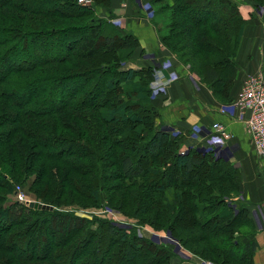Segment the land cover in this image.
Masks as SVG:
<instances>
[{
	"label": "trees",
	"instance_id": "16d2710c",
	"mask_svg": "<svg viewBox=\"0 0 264 264\" xmlns=\"http://www.w3.org/2000/svg\"><path fill=\"white\" fill-rule=\"evenodd\" d=\"M79 1L0 0V252L10 256L7 261L1 257L0 264H171L175 256L173 244L146 238L132 228L110 222L93 225L66 212L34 210L11 201L10 180L18 183L20 177L34 175L33 192L46 206L63 207L66 198L75 194L96 202L107 191L109 207L120 216L136 218L154 234L166 232L190 255L215 264H253L256 231L246 206L235 200L240 192L238 168L210 150L191 147L182 152L180 137L172 138L156 128L158 112L150 89L155 68H123L139 47L138 39L96 17L102 8L110 13V0H89L95 6ZM162 1L149 3L156 7ZM249 1L264 6V0ZM167 4L153 15L166 9L171 14L170 33L163 35V28H157L161 44L189 64L216 98L230 104L235 55L244 29L237 2L174 0L171 7ZM189 11L198 18L188 28L187 39L194 49L191 54L203 58L196 67L180 55L185 42L179 41V48L172 36L174 20L179 35L183 15ZM217 12L229 19L213 18ZM39 41L43 49L31 46L28 56L29 45ZM73 58L88 65L76 62L84 74L76 80L71 79L75 73L65 75V66L71 67ZM8 62L13 65L6 69ZM41 71L45 76L31 77ZM68 83L75 86L60 105L46 108L52 103L54 87ZM100 93V101L93 102L92 97ZM18 95L23 97L16 100ZM96 123L109 127L108 133L125 135L113 141L128 147V153L119 155L112 165L113 175L102 172L103 166L95 162L100 155H108L104 147L108 136L102 128L100 133L95 131ZM133 126L137 127L132 130ZM93 135L100 148L92 145ZM145 152H151L148 169L135 166L134 161ZM48 163L59 165L58 174L67 172L63 179L50 175ZM84 175L91 177V186L79 180ZM112 180L124 192L119 200L107 188ZM180 218L194 228L189 236L179 225ZM42 230L49 236L41 235Z\"/></svg>",
	"mask_w": 264,
	"mask_h": 264
},
{
	"label": "crops",
	"instance_id": "0c3cea01",
	"mask_svg": "<svg viewBox=\"0 0 264 264\" xmlns=\"http://www.w3.org/2000/svg\"><path fill=\"white\" fill-rule=\"evenodd\" d=\"M137 1L110 0V13L100 9L97 16L106 18L114 28L119 22L113 20L121 17L125 24L128 22V27L122 22L118 29L133 31L137 35L139 47L125 69L155 68L150 89L151 103L158 112L156 128L167 131L172 138L180 137L178 143L182 152L191 147L210 150L238 168L240 192L235 200L246 206L256 231L254 240L257 248L252 256L253 264H264V159L257 157L243 124L235 117L219 113L226 104L215 97L212 89L200 80L189 64L182 63L161 44L160 31L154 27L153 21H148L151 8L148 0H140L141 6ZM235 1L244 29L235 55L236 76L229 94L231 99L247 76L264 71V6L256 7L249 0ZM214 123L222 124L234 138L218 139L211 130ZM152 238L158 240L159 236Z\"/></svg>",
	"mask_w": 264,
	"mask_h": 264
},
{
	"label": "rangeland",
	"instance_id": "374dc122",
	"mask_svg": "<svg viewBox=\"0 0 264 264\" xmlns=\"http://www.w3.org/2000/svg\"><path fill=\"white\" fill-rule=\"evenodd\" d=\"M147 1V0H146ZM164 1V2H163ZM161 3H159L158 6H153V5H150L151 8L149 7V11H150V16H151V13H153V15H155V10L158 9V7L160 9H162L167 3V6L171 7V3L174 2V0H163ZM142 2V0H141ZM140 2V0L137 1L138 3V6H141L142 3ZM147 3H149V0L147 1ZM99 4V3H97ZM87 5H94L92 1L89 2V4ZM145 8V6H144ZM143 8V9H144ZM104 9V8H102ZM105 10H108V8H106ZM96 12V10H94ZM100 11V10H99ZM94 12V13H95ZM98 12V11H97ZM171 12V11H170ZM190 12V11H189ZM213 18L215 17H218V16H222V21H226V19H229V17L227 15H225V13L223 12H217L216 14H213ZM149 16V20L148 21H153V25L155 28H158V27H162V34L163 35H168L170 33L169 29L167 28L170 24H171V14L169 13V10H161L160 12H158V14H156L155 18L153 17H150ZM184 17V20H183V29L180 30V34L177 35V31H179L177 28V22L176 20H174L175 22V27L173 29V37H175V39L173 41L176 40L175 43H177V45H179L181 42L184 44L185 42V46L184 48H182V51L180 53V55L183 56V58L188 61L193 65V66H197L198 62L200 61H203V58L199 57L198 55H193L191 54V51L194 50L192 49L191 50V47L190 45L187 43V39H188V28L193 25L194 23L197 22V15H195L194 12H190L187 14H184L183 15ZM97 17V15H96ZM121 17H119L118 20H113V21H118L119 22V25L115 26V29L116 28H120V25H122V22L124 25H126V27H128V22H125L122 21V19H120ZM173 18V17H172ZM102 19V18H101ZM106 19V18H105ZM127 20V19H126ZM107 21V20H106ZM180 25V23H179ZM110 27V25H108ZM113 29L110 27L109 29H107V32H111ZM124 32H126L125 30H123ZM126 33H129V32H126ZM144 33V32H142ZM130 34V33H129ZM135 37L137 36L133 31L132 33ZM88 36V35H87ZM160 36H161V33H160ZM180 41V43H179ZM101 41L100 40H97V43L98 45H100ZM188 44V45H187ZM43 45V44H42ZM41 45V42H37L36 44L33 43V45H29L28 49L29 51L27 52V55L29 56L32 52V47L31 46H34V48L37 46V49H43V46ZM116 45V44H115ZM181 45V44H180ZM179 45V48H181V46ZM187 50V51H186ZM185 54L187 56H185ZM76 62H79L82 64H84L85 66H88L85 62L83 61H80L78 59H72L70 60L69 64L71 67H69L68 65H66L65 69H68V71L65 72V75H69V74H74L75 73V76L73 78H71L72 80H76V77L78 76H83L84 74H82V71H80V64H77ZM127 63V62H126ZM124 64L123 68H127V66L129 65L128 64ZM13 65L12 62H8L6 63V66L5 68L7 69L8 66H11ZM63 67V66H62ZM193 67V68H195ZM199 67V66H198ZM257 74V73H256ZM255 75V74H253ZM253 75H250V76H253ZM45 76V73L44 72H36V73H33L31 74V77L32 78H36V77H43ZM250 76H247L246 79L241 83V87L240 89L242 88V85L246 82V80L249 79ZM155 78V72H154V77L153 79ZM79 82H80V79L78 78ZM153 82V80L151 81V83ZM151 83H150V87H151ZM233 84V83H232ZM75 85L73 84H60V86H56L54 87L53 89V93H52V103L51 105L50 104H47L46 105V108H49V109H53L54 107H57L58 105H60V103L64 100V98H66L67 94L70 92V90L72 88H74ZM240 89L238 90V92L240 91ZM72 91V90H71ZM237 92V93H238ZM236 93V95H237ZM236 95L234 96V98L236 97ZM23 96L22 95H18L17 99L16 100H19L20 98H22ZM93 99V102H99L100 99H101V93L100 94H97L95 96L92 97ZM226 105H228V103H225ZM225 106V105H224ZM92 111V109L89 110V112ZM93 114V113H91ZM95 114V113H94ZM73 121H75L73 119ZM35 123H38V121H36ZM34 123V124H35ZM84 127L86 128V126L84 125ZM137 126H133L132 130L135 129ZM96 128H97V131L100 133V129L102 128L104 130V132L107 134L108 136V140L105 142V148H107L108 150V155L107 156H101L100 155V159L96 158L95 162L96 161H99V165L100 167L103 166V169H102V172L107 171L108 174H115V171H113V167L112 165H114L118 158H119V155L123 154V153H128V147H126V144L122 141L121 143H115L113 142L115 139H119L121 140L122 137H124V132L122 131H118L117 134H114L113 132L111 133L109 131L108 133V130L109 127H107L106 125H104V127L100 126V124H97L96 123V127H95V131H96ZM126 130V129H125ZM67 132L65 131H61L59 134H62V135H67L66 134ZM116 137V138H115ZM89 138V137H88ZM93 140H92V145L95 147V148H100L98 145V140L96 138L95 135H93ZM115 138V139H114ZM78 139V138H77ZM86 142L87 139H86ZM118 142V141H116ZM7 151H10V149H6ZM6 154H9L6 152ZM150 155H151V152H145L143 153V155L139 156V157H134V161H135V166L136 165H141L143 166L144 168H149V162H150ZM93 160L92 158H90V161ZM48 169L50 170V175L54 178H62L63 179V176L67 173V172H60V174H58L57 172H55V169L59 166L58 164L56 163H48ZM87 166V163L85 164ZM117 165V164H116ZM115 166V165H114ZM147 168V169H148ZM36 169L38 171H42L41 167L38 166L36 167ZM111 171V172H110ZM116 171H118L116 169ZM182 171H184V169H182ZM202 175H205L206 174V171L203 170L202 172ZM86 174V173H85ZM110 176V178H113V177H116V176ZM85 177H82L80 178L79 180L83 181L85 184H89L91 186V177L89 176H86L84 175ZM177 176L179 177V174H177ZM176 176V177H177ZM27 178V177H26ZM36 175L30 177L29 179H25L23 177H20V180L19 182L17 183L16 181L14 180H10V184H11V187L13 188V195L12 197L10 198V200L12 201H15V198L20 196V194L24 195L25 196V202L24 203H21V204H24L25 206L28 207L29 203H38V204H41V205H44L42 204L39 199L37 200L36 199V195L35 193L33 192L34 190V187L36 185V182L34 183V181H36ZM16 182V183H15ZM34 183V185H32ZM118 182L116 180H112V181H108V183H106L107 185V188H111L110 190H112L110 192V194H113L115 193L116 194V198L119 200L122 196H123V191L120 189L118 190L115 186H117ZM32 185V187H31ZM101 183L98 184L99 187H101ZM124 185H127L128 184H125ZM31 187V188H30ZM73 194V193H72ZM74 195V194H73ZM76 195V194H75ZM72 196V198H66L68 200L67 202V205H64L63 207H60V208H55L54 206H47V207H51L49 210H57V212H66V213H69L71 215H75L76 217H80V218H84L86 219L87 221H90L91 223H93V225H97V224H103V223H113V224H117L119 228H123V227H129V228H132V230H135L134 232H137L138 234L148 238V236L150 237H154V235H158L159 236V241L161 240L162 243H165V242H169L170 244H173L174 246V254L175 256L171 259L172 261L171 262H174V264H208V262H212L211 260H203V259H200L196 256H192L190 255L189 253H187L183 248H181L180 245H177V243H175L174 241H172V239L169 237V235L166 233V232H160L161 234H154L153 232H151V229L148 228V226H140V222L138 223L137 219H127L129 218V216L127 218L123 217L122 215L120 216L116 211L115 209L109 207V204L107 203V198H108V193L107 191L104 193H101V195L99 196L98 200L95 202H92V201H88L84 196L82 195H77V196ZM113 196V195H112ZM116 199V200H117ZM46 206V205H44ZM30 208V207H29ZM31 209H34V208H31ZM35 209H38V208H35ZM34 209V210H35ZM47 210V209H46ZM128 211L132 212L129 208H128ZM182 218H180V222H182V224L180 223L179 225L184 228L186 231V234L187 236H189L191 233H193L194 231V228H193V231H192V227H188L187 224H185V222L183 223V220H181ZM185 221V219H184ZM139 225V226H138ZM0 228L1 225H0ZM188 231V232H187ZM146 233V234H144ZM41 235H44V236H49L44 230H42V233ZM184 237V236H183ZM185 238V237H184ZM202 245V244H201ZM203 246H205L203 244ZM177 248V250H176ZM181 250V251H180ZM47 251L44 253V256L47 255ZM177 251H180L179 253H176ZM5 258V260L7 261L8 258L10 257L7 253H3V252H0V259ZM1 259V260H2ZM214 263V262H212ZM119 264H125L124 261L119 262ZM215 264V263H214Z\"/></svg>",
	"mask_w": 264,
	"mask_h": 264
},
{
	"label": "built area",
	"instance_id": "2783aa9c",
	"mask_svg": "<svg viewBox=\"0 0 264 264\" xmlns=\"http://www.w3.org/2000/svg\"><path fill=\"white\" fill-rule=\"evenodd\" d=\"M89 0H80L83 5L89 4ZM219 113L235 119L243 124L254 151L261 160L264 159V71L250 76L242 85L233 101L219 109ZM212 133L220 140H232L234 135L230 134L222 124L211 125ZM17 203H24L25 196L15 198ZM208 264H214L208 262Z\"/></svg>",
	"mask_w": 264,
	"mask_h": 264
},
{
	"label": "water",
	"instance_id": "95a60500",
	"mask_svg": "<svg viewBox=\"0 0 264 264\" xmlns=\"http://www.w3.org/2000/svg\"><path fill=\"white\" fill-rule=\"evenodd\" d=\"M28 207L30 208H38V209H43V210H49L51 207H47V206H44V205H41V204H38V203H29ZM52 209V208H51Z\"/></svg>",
	"mask_w": 264,
	"mask_h": 264
}]
</instances>
